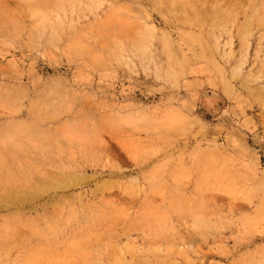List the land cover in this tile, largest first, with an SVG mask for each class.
<instances>
[{"label": "rangeland", "instance_id": "obj_1", "mask_svg": "<svg viewBox=\"0 0 264 264\" xmlns=\"http://www.w3.org/2000/svg\"><path fill=\"white\" fill-rule=\"evenodd\" d=\"M0 264H264V0H0Z\"/></svg>", "mask_w": 264, "mask_h": 264}]
</instances>
